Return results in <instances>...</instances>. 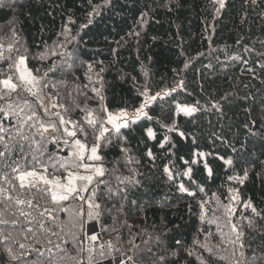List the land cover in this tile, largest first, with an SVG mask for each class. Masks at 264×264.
Here are the masks:
<instances>
[{
	"label": "snow or ice",
	"instance_id": "1",
	"mask_svg": "<svg viewBox=\"0 0 264 264\" xmlns=\"http://www.w3.org/2000/svg\"><path fill=\"white\" fill-rule=\"evenodd\" d=\"M85 2L87 7L82 9V21L71 11L64 16L59 33L61 39L57 41L58 49L65 50L60 55L66 57L65 66L69 68L79 61L83 50L81 46L87 45L85 30L98 17L114 11L116 7L115 0ZM212 2L215 19L226 8L227 0ZM246 3L253 8H264V0H246ZM14 5L15 0L7 4L5 0H0V9ZM147 17V12H141L138 24L147 23ZM12 31L18 35L14 29ZM130 34L140 36L139 32ZM72 44L76 45L75 53L67 49ZM0 48H3L2 44ZM14 50L19 51L10 44L7 51L11 53ZM244 51L254 53L255 49L245 45ZM260 56L264 57V52ZM67 57H72L70 64ZM40 58L43 59V56ZM5 59L11 60L8 67L12 74L0 79V225L4 226L0 228V264H99L97 255L109 258L108 264L113 261L115 264H136L134 253L129 255L119 250L111 241L97 246L95 224L91 235L85 226L99 221L111 211L104 206L105 197L118 198L139 209L140 197L135 200L131 197L149 183V177L139 170L141 161L132 155L131 146L141 142L145 150L143 158L151 165L149 170L158 168L160 180L165 181L181 198L184 195L195 198L198 193H205L203 185L209 180L219 179L220 173H224L221 187L225 189L223 195L227 203L220 201L216 193L212 195L225 209V226L231 233L229 243L240 250L241 256L244 255L245 227L251 229L264 221V207H258L254 198L242 193L243 186L251 183L250 177L255 173L240 162L238 153L235 158L229 153L228 149L233 153L237 150L227 132L221 130L205 136L198 134L197 129L201 120L215 117L217 123L223 122L225 128L231 131L228 120L232 117H229V112L243 105V119L239 127L248 137H258L264 142V108L255 115L254 97L250 98L248 93L243 96L236 92L214 93L201 84L199 92L203 95L199 99L188 93L189 98L178 101V95L188 92V84L181 75L183 70H176V78L171 85L159 90L147 84L134 85L135 94L131 101L122 99L113 103L102 75L105 71L103 61L82 62L81 66L88 69V83L79 87L75 94L96 102L95 109L87 106L80 108L85 113V123L82 124L66 115L68 109L55 102L58 97L44 92L50 86L44 79L47 73L40 75L39 69L34 71L29 68L27 55ZM192 59L188 56L183 62L185 70L189 69ZM231 59L242 61L245 65L248 63L243 56ZM94 65L99 66L98 71L94 70ZM261 69L264 70V63ZM245 71L255 72L249 68ZM261 105H264V100ZM157 110L167 112L169 123L161 125L150 115ZM150 122L160 125L171 135H158L160 127L150 126ZM208 123L212 124V121L208 120ZM86 127L89 131L85 130ZM89 135L92 140L88 139ZM150 141L154 142L151 147ZM49 145L55 146V152L48 150ZM111 149L120 151L128 168V173L118 176L115 184L105 180L115 171L106 167V157ZM61 152L66 154L60 155ZM245 163L260 165L259 160L249 159ZM261 175L264 177V171ZM37 197L41 200L46 197V204L42 206ZM67 202L74 203L77 208L66 229L59 222V214L69 211ZM210 203L211 200L199 201L201 220L207 216ZM218 220L219 217H214L210 222ZM220 230L222 235H228ZM77 233L86 237L87 248L84 247V239ZM69 235L75 241V255H70L66 247L71 243L65 238ZM260 235L264 242V229L260 230ZM30 240L32 242L28 243ZM176 244L181 245V241L176 240ZM195 245L214 254L206 242L196 240ZM107 250H113L117 255L113 256ZM187 255H193V251H188ZM163 259L161 256L160 260ZM197 259L200 260V257ZM219 259L223 261L225 257L220 256ZM251 259L252 264H264V248L261 255L257 256L254 252ZM201 264H206V261L201 260ZM235 264H239V260Z\"/></svg>",
	"mask_w": 264,
	"mask_h": 264
},
{
	"label": "trees",
	"instance_id": "2",
	"mask_svg": "<svg viewBox=\"0 0 264 264\" xmlns=\"http://www.w3.org/2000/svg\"><path fill=\"white\" fill-rule=\"evenodd\" d=\"M5 3H10V0H5ZM115 4L114 11L104 13L85 30L87 45L81 46L83 50L79 61L72 68L65 66L66 57L60 55L65 50L58 49L57 41L61 39L59 33L68 12L75 13L82 21V9L87 7L85 0H15L13 7L0 9V44L3 45L0 48V53H3L0 56V79L12 74L8 67L11 60L6 57L27 55L29 68L34 71L39 69L40 75L47 73L44 79L50 86L44 92L58 97L55 102L68 109L66 115L82 124L85 123V113L80 108H96L94 100H86L84 96L75 94L79 87L88 83V69L81 66L82 62L103 61L105 71L102 75L113 103H119L122 99L131 101L135 94L134 85L147 84L154 90L171 85L176 78V70H183L181 75L188 84V92L178 95V101L189 98L188 93L199 99L203 95L199 92V85L203 84L214 93L236 92L240 96L248 93L250 98L254 97L255 115L264 108L261 105L264 100V83H261L264 80V70L261 69L264 57L260 56L264 52V8H253L246 0H227L226 8L213 19L215 6L212 0H115ZM141 12L148 13L147 23L143 25L138 24ZM13 29L18 35H14ZM134 32H139L140 36L130 34ZM10 44L19 51L9 53L7 49ZM245 45L254 48L255 52H245ZM67 49L73 53L77 50L75 44L68 45ZM188 56L193 59L189 69L185 70L183 62ZM237 56H243L248 61L247 65L231 59ZM71 59L67 57L69 64ZM245 68L254 69L255 72L245 71ZM94 70L98 71L99 66L94 65ZM88 95L92 94L89 92ZM242 110L243 105L229 112V117H232L228 120L231 131L225 128L223 122L217 123L215 117H207L199 122L197 133L206 136L221 130L227 132L237 150L233 153L228 149L229 153L234 158L238 153L240 162L255 173L250 177L251 183L243 186L242 193L254 198L258 207H264V177L261 175L264 171V155H261L264 153V142L258 137H248L239 127L243 119ZM150 115L161 125L169 123L166 111L157 110ZM150 126L160 127L151 122ZM85 130L89 131L87 127ZM158 135L171 134L160 127ZM88 139L92 140L93 137L89 135ZM153 143L150 141L149 147ZM131 147L132 155L141 161L139 170L149 177V183L131 197L133 200L140 197L139 209L118 198H104V206L111 209L97 221L104 242L111 241L116 248L129 255L134 253L136 264H201V260L206 264H235L237 260L239 264H252L254 252L257 256L261 255L264 242L261 241L260 230L264 229V221L251 229L245 227L246 250L243 256L238 248L229 243L231 233L225 226V209L212 195L216 193L220 201L227 203L223 195L225 189L221 187L223 172L219 179L209 180L208 184L203 185L206 194L198 193L195 198L184 195L181 198L165 181L160 180L158 168L149 170L151 165L143 158V143ZM48 150L55 152V146L49 145ZM249 159L259 160L260 165L246 164L245 161ZM106 161V167L115 170L111 176L105 177L109 184L117 183L118 176L128 173L118 149L109 150ZM37 200L42 206L47 202L46 197L42 200L37 197ZM200 200L212 201L207 206L208 213L204 220L200 219ZM66 206L69 211L59 214V222L67 229L77 205L67 202ZM214 217H219V220L210 222ZM8 227L11 229V226ZM220 229L228 235H222ZM208 233L212 235L208 236ZM77 235H81L85 241L86 237L80 233ZM65 238L71 242L66 246L69 254L75 255V241L70 235ZM176 240H180L182 246L177 245ZM196 240L206 242L214 254L196 246ZM134 245L137 247L134 248ZM84 247L87 248L86 241ZM107 251L113 256L117 255L113 250ZM188 251H193V255H187ZM161 256L163 260H160ZM220 256L225 259L221 261ZM105 259L108 258L97 255L99 262Z\"/></svg>",
	"mask_w": 264,
	"mask_h": 264
},
{
	"label": "crops",
	"instance_id": "3",
	"mask_svg": "<svg viewBox=\"0 0 264 264\" xmlns=\"http://www.w3.org/2000/svg\"><path fill=\"white\" fill-rule=\"evenodd\" d=\"M93 224H95V234L98 236V240L95 243L96 244L97 243L100 244V242H99V236L101 234L99 233V227H98L99 225H98V222L97 221L89 222V224L87 225V228H88L87 232H88L89 235L93 234V231H92ZM98 244H97V246H98ZM108 260H109V258L108 259H105V260H102V261L99 262V264H108ZM112 264H115V261H113Z\"/></svg>",
	"mask_w": 264,
	"mask_h": 264
},
{
	"label": "rangeland",
	"instance_id": "4",
	"mask_svg": "<svg viewBox=\"0 0 264 264\" xmlns=\"http://www.w3.org/2000/svg\"><path fill=\"white\" fill-rule=\"evenodd\" d=\"M88 224H89V223H88ZM88 224H87V225H88ZM98 225H99V223H98ZM98 227H99V233L101 234L100 226H98ZM87 230H88V228L86 229V231H87ZM100 236H101V237H100ZM100 236H99V242H100V244H101V243L104 242V239L102 238V235H100ZM85 241H86V245H88V241H87L86 238H85ZM97 244H98V243H97ZM97 244H96V245H97ZM98 245H99V244H98ZM87 247H88V246H87Z\"/></svg>",
	"mask_w": 264,
	"mask_h": 264
}]
</instances>
